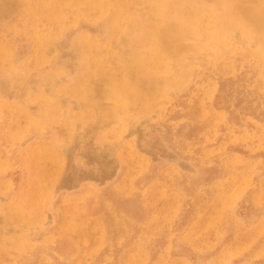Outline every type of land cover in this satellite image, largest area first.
<instances>
[{
	"label": "rangeland",
	"instance_id": "1",
	"mask_svg": "<svg viewBox=\"0 0 264 264\" xmlns=\"http://www.w3.org/2000/svg\"><path fill=\"white\" fill-rule=\"evenodd\" d=\"M157 1L0 0V264H264V7Z\"/></svg>",
	"mask_w": 264,
	"mask_h": 264
},
{
	"label": "bare ground",
	"instance_id": "2",
	"mask_svg": "<svg viewBox=\"0 0 264 264\" xmlns=\"http://www.w3.org/2000/svg\"><path fill=\"white\" fill-rule=\"evenodd\" d=\"M39 1V0H38ZM83 2L85 4L88 5H98L99 4V0H63L64 3H77V2ZM118 1V0H117ZM227 1V8L226 10H224L223 13L218 14V15H214L213 17L210 18V16L207 15V13H202L199 16L195 17L190 23H188L189 25L194 24H200V25H204L203 22H205V25L207 24H212L211 20L218 17V19L220 20H224V22H228V23H234V24H240V25H244L248 22V17L251 14L250 12L247 14H241L238 13V7L236 6V4L234 3L233 0H226ZM56 2V1H55ZM159 3H154V7L151 10V13L153 14V16L157 19L159 18L162 14H164L163 12V8L161 3H164L162 0L161 1H157ZM139 3V2H138ZM258 3L260 4V9H262L264 7V0H260L258 1ZM39 4V3H38ZM49 5V4H48ZM56 5V4H55ZM120 5V4H119ZM139 5V4H138ZM36 6V5H35ZM67 6V5H66ZM69 7V6H68ZM132 9L133 7L130 6ZM51 8V7H50ZM106 8V7H105ZM130 8V9H131ZM131 9V11H132ZM5 10V9H4ZM39 10V9H38ZM69 10V9H68ZM79 10V9H78ZM105 10V9H104ZM108 10V9H106ZM110 10V9H109ZM123 10V9H122ZM246 10V9H245ZM249 10V9H248ZM1 11V10H0ZM65 11V10H64ZM125 11V10H124ZM136 10H134L135 12ZM242 11H244V9H242ZM241 11V12H242ZM55 12V11H54ZM77 12V11H76ZM104 12V11H103ZM102 12V13H103ZM133 12V11H132ZM39 13V12H38ZM41 13V12H40ZM45 13V11H44ZM72 13V12H71ZM70 13V14H71ZM81 13V12H80ZM30 14V13H29ZM82 14H85L84 12H82ZM106 14V12H105ZM124 14V12H123ZM131 14V13H129ZM72 15V14H71ZM95 15V14H94ZM67 16V15H66ZM101 16H103L101 14ZM106 16V15H105ZM39 17V16H38ZM110 17V16H109ZM43 18V17H41ZM90 18V17H89ZM101 18V17H99ZM117 18H122V13L121 10L118 9L117 11ZM109 19V18H108ZM29 21V20H28ZM31 21V20H30ZM113 21V20H112ZM117 21V20H116ZM219 21V20H218ZM44 22V21H43ZM42 22V23H43ZM109 22V21H108ZM130 22V21H129ZM34 23V22H33ZM60 23V22H59ZM262 21H256L254 25H256V28H261L262 26ZM47 25V24H46ZM35 26V25H34ZM40 26V25H39ZM53 26V25H52ZM128 26V25H127ZM9 27V26H8ZM42 27V25H41ZM113 27V26H112ZM193 27V25H192ZM236 27V26H235ZM55 28V27H53ZM52 28V30H53ZM128 28V27H127ZM207 28V27H206ZM237 28V27H236ZM112 29V28H111ZM115 29V28H114ZM216 27L212 28V30L210 31L211 33L216 32ZM241 29V28H240ZM42 30V29H41ZM47 30V28H46ZM45 30V31H46ZM129 30V29H128ZM127 30V31H128ZM158 33L161 32V27L158 28ZM48 31V30H47ZM58 32V30L56 31ZM106 32V31H105ZM116 32V31H115ZM204 32V31H203ZM237 32V31H236ZM52 34V32L50 33ZM114 34V33H112ZM126 34V33H125ZM240 34V33H239ZM242 34V33H241ZM240 34V35H241ZM193 35H200L198 33H194ZM218 35V34H217ZM212 36V35H211ZM242 36V35H241ZM244 36V34H243ZM157 37V34L156 36ZM77 38V37H76ZM111 38V37H110ZM121 38V36L119 37ZM35 39V38H34ZM43 38H41L42 40ZM251 39V38H250ZM49 41V39H48ZM91 41V40H90ZM37 42V41H36ZM89 42V41H88ZM248 44V43H247ZM254 44V43H253ZM34 45V44H33ZM38 45H40V43H38ZM163 46V42L161 40L158 39L157 37V41L155 42H144L141 43L139 45V47H136L135 49L132 50V53H130V57L132 58L131 61L126 62L123 66L125 68L126 71L129 70V68L133 67L132 71L134 72L135 75V80L137 83L140 84V88L141 89H146L149 88V86L151 85V83H154L156 81H158L159 76L162 73H165L168 71V66H167V52L162 50ZM251 45V43H250ZM255 45V44H254ZM115 46V44H114ZM176 46H174L173 44L171 45V48L174 50ZM114 48V47H113ZM117 48V47H116ZM180 48H176L175 50H178ZM225 49V48H223ZM237 49V48H236ZM117 52V51H116ZM222 52V51H221ZM128 55V54H127ZM82 56V55H81ZM37 57V56H36ZM225 57V56H224ZM40 58V57H39ZM37 61V60H36ZM21 62V61H20ZM34 62V61H33ZM39 62V60H38ZM37 62V63H38ZM36 63V64H37ZM122 61H121V65H122ZM142 66H145V68H143ZM22 68V67H21ZM141 68V69H140ZM29 69V67H28ZM88 69V68H87ZM106 69V68H105ZM146 70H150V71H146ZM97 73V72H96ZM150 74V75H148ZM95 75V74H94ZM102 75V74H101ZM100 75V76H101ZM46 78V77H45ZM86 79V78H85ZM130 81H123L117 84H113L112 88H114V93L112 94L113 98H117V99H121L120 98V91L123 90L124 88H128ZM134 84V83H133ZM85 86V85H84ZM136 86V85H135ZM133 88V87H132ZM126 91V90H125ZM125 91H123L122 94L125 93ZM85 92V91H84ZM89 93V91H88ZM90 95V94H89ZM38 96V95H37ZM123 98V97H122ZM9 99V98H8ZM47 99V98H46ZM18 101V100H17ZM83 101V100H82ZM44 102V101H43ZM84 103V102H83ZM55 104V103H54ZM120 105V104H119ZM90 112V110H89ZM91 113V112H90ZM25 117H28L27 115ZM89 118V117H88ZM93 119V118H92ZM106 119V118H105ZM46 123V122H45ZM112 124V123H111ZM111 128V127H110ZM109 128V129H110ZM63 134V133H62ZM57 146V145H56ZM43 156V155H42ZM5 230V229H4Z\"/></svg>",
	"mask_w": 264,
	"mask_h": 264
}]
</instances>
